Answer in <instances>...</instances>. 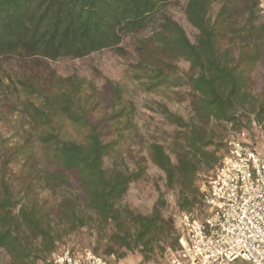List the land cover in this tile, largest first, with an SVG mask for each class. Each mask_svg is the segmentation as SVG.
Wrapping results in <instances>:
<instances>
[{"label": "trees", "instance_id": "16d2710c", "mask_svg": "<svg viewBox=\"0 0 264 264\" xmlns=\"http://www.w3.org/2000/svg\"><path fill=\"white\" fill-rule=\"evenodd\" d=\"M172 3L182 6L198 37L193 43L176 21L164 18L149 40L155 49L149 60L139 64L143 76L138 79H146L147 91L186 88L184 99L191 115L186 121L163 109L177 129L175 163L159 144H151L148 155L165 174L167 186L179 188V210L201 211L200 174L203 168L213 169L228 149V144L217 141L215 126L237 129L246 114L264 124V88L256 96L253 80L255 69L264 67L261 0H0V62L11 57L34 63L84 60L104 50L121 49L125 32L144 29ZM174 60L187 62L189 72L172 76L178 71ZM19 83L27 97L21 114L30 127L24 131L23 143L6 153L0 178V250L10 264H37L44 256L51 257L63 237L58 227L69 233L90 222L112 228L109 256L122 260V250L152 248L167 225L165 202L160 199L149 216L118 207L144 174L104 166L118 145L117 135L121 138L123 131L130 130L131 114L123 124L126 109L116 110L122 91L109 82L101 92L84 79L61 78L54 71L47 78L29 77ZM62 121L76 128L77 136L65 138ZM34 142L44 150L51 168L50 177L42 178L44 185L73 187L72 176L79 192L76 198L62 200L54 212L36 200H19L6 179L14 159L29 160ZM178 247L179 236L174 249Z\"/></svg>", "mask_w": 264, "mask_h": 264}, {"label": "rangeland", "instance_id": "374dc122", "mask_svg": "<svg viewBox=\"0 0 264 264\" xmlns=\"http://www.w3.org/2000/svg\"><path fill=\"white\" fill-rule=\"evenodd\" d=\"M218 9L219 4H216L212 14L215 15ZM261 9L264 15V0H261ZM164 18L176 21L184 29L188 38L193 43L196 41L198 31L188 22L182 6L172 3L153 16L144 29L125 32L121 49L104 50L84 60L64 59L56 62L34 63L11 57L4 58L0 62V79L2 80L0 87V178L6 153L23 143L24 131L30 127L29 121L21 114V106L27 97L19 80L29 77L47 78V73L54 71L61 78L84 79L87 83L94 84L101 92L109 82L122 91V99L116 110L126 109L122 119L123 124L127 120V115L131 114L130 130L123 131L121 138L119 134L117 135L118 145L105 158L104 166L112 169L118 165L121 170L131 173L142 170L144 175L130 186L129 192L118 203V207H127L136 216H149L160 199L165 202L162 212L167 225L164 232L158 234L157 242L146 252L141 249L133 252L122 250L121 254L125 253V258L122 260L109 256L107 250L112 244L110 242L112 228H100L95 222H90L86 227L69 233L66 232L64 226L58 227L59 234L63 235L58 243V252L70 251L72 254L81 255L86 250H90L95 255L104 258L109 264H162L166 251L176 250L174 249L175 241L179 236L181 223V210L178 208L180 190L178 187L169 188L167 186L165 174L151 162L148 149L151 144H159L172 161L176 162V147L173 140L177 129L165 117L163 109L167 108L173 115L188 121L191 115L190 107L184 99L188 91L186 88L164 87L147 91L146 79H138V76H143L142 69L138 67L139 64L143 60H149L151 50L155 49L149 40L159 32ZM174 64L178 67V71L172 76H183L190 70V65L183 60H174ZM253 80L255 95L259 96L264 88L263 66L255 69ZM31 100L39 103L35 97ZM100 114L101 110H98L96 115ZM60 127L65 138L77 136L76 128L69 122H60ZM215 127L218 142L229 146L230 142L238 138L240 132H247L250 134L249 142L256 144L257 150L261 151L260 146L264 144V124H259L253 116L246 114L237 129L229 125ZM225 152L226 150L221 153V156ZM28 155L29 160L25 156L14 159L6 171V179L11 183L19 200L24 203L36 200L54 212L62 200L76 198L79 195L72 176L69 180L73 187L44 185L42 178L50 177L48 173L51 168L45 161L44 150L37 143L32 144ZM213 169L203 168L197 183L200 188L208 186ZM54 217L56 223L57 217L56 215ZM43 258L50 260L48 256ZM43 258L37 261V264H48ZM0 264H10L9 256L2 250H0ZM233 264L251 263L239 259Z\"/></svg>", "mask_w": 264, "mask_h": 264}, {"label": "built area", "instance_id": "2783aa9c", "mask_svg": "<svg viewBox=\"0 0 264 264\" xmlns=\"http://www.w3.org/2000/svg\"><path fill=\"white\" fill-rule=\"evenodd\" d=\"M241 132L212 170L201 211H181L179 247L162 264H233L242 259L264 264V144ZM51 264H109L86 250L52 254Z\"/></svg>", "mask_w": 264, "mask_h": 264}]
</instances>
